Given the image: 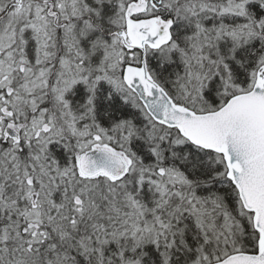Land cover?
<instances>
[{
  "label": "snow or ice",
  "instance_id": "1",
  "mask_svg": "<svg viewBox=\"0 0 264 264\" xmlns=\"http://www.w3.org/2000/svg\"><path fill=\"white\" fill-rule=\"evenodd\" d=\"M0 264H264V0H0Z\"/></svg>",
  "mask_w": 264,
  "mask_h": 264
}]
</instances>
